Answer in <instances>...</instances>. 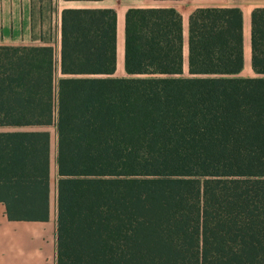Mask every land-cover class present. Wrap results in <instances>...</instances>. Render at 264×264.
I'll return each mask as SVG.
<instances>
[{
  "label": "trees",
  "instance_id": "16d2710c",
  "mask_svg": "<svg viewBox=\"0 0 264 264\" xmlns=\"http://www.w3.org/2000/svg\"><path fill=\"white\" fill-rule=\"evenodd\" d=\"M180 15L62 9L50 45L0 46V202L48 216L55 134V264H264V8Z\"/></svg>",
  "mask_w": 264,
  "mask_h": 264
},
{
  "label": "crops",
  "instance_id": "0c3cea01",
  "mask_svg": "<svg viewBox=\"0 0 264 264\" xmlns=\"http://www.w3.org/2000/svg\"><path fill=\"white\" fill-rule=\"evenodd\" d=\"M205 7L239 9L243 62L235 76H256L250 67V13L254 8H264V0H0V46L50 45L58 59L62 9L110 8L115 12L112 76L123 77V21L128 8H173L180 15L185 59L188 15ZM182 70L186 74V63ZM51 168L55 172L54 157L50 161L49 155V175ZM53 188L48 193V216L44 221L9 220L0 202V264H55V181Z\"/></svg>",
  "mask_w": 264,
  "mask_h": 264
},
{
  "label": "rangeland",
  "instance_id": "374dc122",
  "mask_svg": "<svg viewBox=\"0 0 264 264\" xmlns=\"http://www.w3.org/2000/svg\"><path fill=\"white\" fill-rule=\"evenodd\" d=\"M57 54H54V78H57L58 76V71H57ZM182 65L185 64V59L183 57V61H182ZM182 74H185V70H182ZM4 130H14V128L11 127H0V131H4ZM45 130L48 131L49 134V155H50V161L53 160L54 157V152H55V134H54V127L53 126H47L45 127ZM54 181H55V172L54 169L51 168L50 169V176H49V185H50V194L53 191V187H54Z\"/></svg>",
  "mask_w": 264,
  "mask_h": 264
}]
</instances>
